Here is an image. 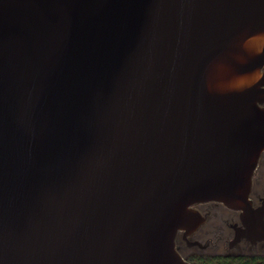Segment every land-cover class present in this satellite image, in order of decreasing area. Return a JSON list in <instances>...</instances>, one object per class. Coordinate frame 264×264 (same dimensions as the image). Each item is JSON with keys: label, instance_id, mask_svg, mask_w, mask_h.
<instances>
[{"label": "water", "instance_id": "95a60500", "mask_svg": "<svg viewBox=\"0 0 264 264\" xmlns=\"http://www.w3.org/2000/svg\"><path fill=\"white\" fill-rule=\"evenodd\" d=\"M264 151V0H0V264H192L193 205L241 210Z\"/></svg>", "mask_w": 264, "mask_h": 264}, {"label": "flooded vegetation", "instance_id": "af4514ba", "mask_svg": "<svg viewBox=\"0 0 264 264\" xmlns=\"http://www.w3.org/2000/svg\"><path fill=\"white\" fill-rule=\"evenodd\" d=\"M253 206L264 209V151L253 174L250 192ZM193 212L197 226L190 232L178 230L176 245L180 254L192 264H218L235 257L264 258V238L253 241L245 233L241 211L218 201L197 202Z\"/></svg>", "mask_w": 264, "mask_h": 264}, {"label": "trees", "instance_id": "16d2710c", "mask_svg": "<svg viewBox=\"0 0 264 264\" xmlns=\"http://www.w3.org/2000/svg\"><path fill=\"white\" fill-rule=\"evenodd\" d=\"M218 264H264V258L258 257H235L230 258L224 262H218Z\"/></svg>", "mask_w": 264, "mask_h": 264}, {"label": "bare ground", "instance_id": "6f19581e", "mask_svg": "<svg viewBox=\"0 0 264 264\" xmlns=\"http://www.w3.org/2000/svg\"><path fill=\"white\" fill-rule=\"evenodd\" d=\"M241 211V210H240Z\"/></svg>", "mask_w": 264, "mask_h": 264}]
</instances>
